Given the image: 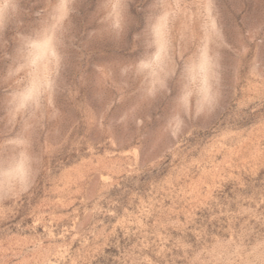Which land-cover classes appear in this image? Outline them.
Listing matches in <instances>:
<instances>
[{
  "label": "rangeland",
  "instance_id": "rangeland-1",
  "mask_svg": "<svg viewBox=\"0 0 264 264\" xmlns=\"http://www.w3.org/2000/svg\"><path fill=\"white\" fill-rule=\"evenodd\" d=\"M0 264H264V0H0Z\"/></svg>",
  "mask_w": 264,
  "mask_h": 264
}]
</instances>
